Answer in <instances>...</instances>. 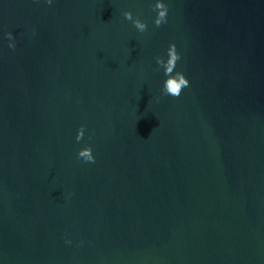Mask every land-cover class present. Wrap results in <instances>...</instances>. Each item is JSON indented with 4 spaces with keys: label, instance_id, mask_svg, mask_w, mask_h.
<instances>
[{
    "label": "water",
    "instance_id": "95a60500",
    "mask_svg": "<svg viewBox=\"0 0 264 264\" xmlns=\"http://www.w3.org/2000/svg\"><path fill=\"white\" fill-rule=\"evenodd\" d=\"M155 2L0 0V264H264V0Z\"/></svg>",
    "mask_w": 264,
    "mask_h": 264
},
{
    "label": "clouds",
    "instance_id": "9594fccd",
    "mask_svg": "<svg viewBox=\"0 0 264 264\" xmlns=\"http://www.w3.org/2000/svg\"><path fill=\"white\" fill-rule=\"evenodd\" d=\"M47 3L51 4L52 0H46ZM153 10L156 12V16L153 23L156 27H160L162 24L167 22L168 7L162 0H156L153 5ZM125 19L132 21L134 27L141 33L147 30V25L141 21L139 18L133 20L131 12L123 13ZM9 40V48H14L15 44L11 33L5 34ZM180 60V55L176 51L175 44H169L167 49V60L165 61L162 57L157 56V64L161 65L164 70V75L167 79L163 82V93L165 95H170L173 97H178L181 94L183 88L188 86V80L185 76L179 72L175 71L176 63ZM174 73V74H173ZM84 133V128L81 126L77 129L76 140L79 142ZM78 158H82L85 162H94V157L92 155V149L90 146L83 147L78 150Z\"/></svg>",
    "mask_w": 264,
    "mask_h": 264
}]
</instances>
